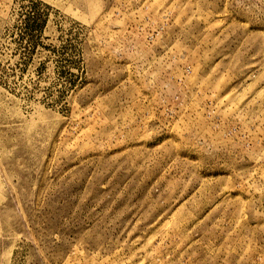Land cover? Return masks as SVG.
Here are the masks:
<instances>
[{"label": "rangeland", "instance_id": "374dc122", "mask_svg": "<svg viewBox=\"0 0 264 264\" xmlns=\"http://www.w3.org/2000/svg\"><path fill=\"white\" fill-rule=\"evenodd\" d=\"M0 264H264V0H0Z\"/></svg>", "mask_w": 264, "mask_h": 264}]
</instances>
